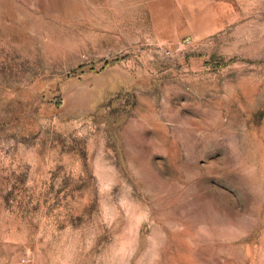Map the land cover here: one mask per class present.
Wrapping results in <instances>:
<instances>
[{
  "label": "rangeland",
  "instance_id": "obj_1",
  "mask_svg": "<svg viewBox=\"0 0 264 264\" xmlns=\"http://www.w3.org/2000/svg\"><path fill=\"white\" fill-rule=\"evenodd\" d=\"M0 264H264V0H0Z\"/></svg>",
  "mask_w": 264,
  "mask_h": 264
}]
</instances>
